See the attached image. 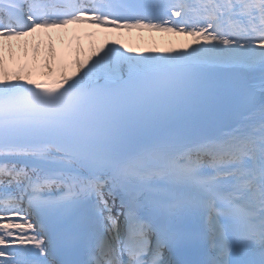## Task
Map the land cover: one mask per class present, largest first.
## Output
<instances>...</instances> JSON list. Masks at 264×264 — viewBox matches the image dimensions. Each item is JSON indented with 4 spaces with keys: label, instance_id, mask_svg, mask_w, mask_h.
<instances>
[{
    "label": "snow or ice",
    "instance_id": "1",
    "mask_svg": "<svg viewBox=\"0 0 264 264\" xmlns=\"http://www.w3.org/2000/svg\"><path fill=\"white\" fill-rule=\"evenodd\" d=\"M0 264H264V0H0Z\"/></svg>",
    "mask_w": 264,
    "mask_h": 264
},
{
    "label": "bare ground",
    "instance_id": "2",
    "mask_svg": "<svg viewBox=\"0 0 264 264\" xmlns=\"http://www.w3.org/2000/svg\"><path fill=\"white\" fill-rule=\"evenodd\" d=\"M78 35L80 36V41L84 47H88L92 43V40L85 34L80 33ZM124 37L126 41L132 44L133 46L139 45L141 47H147L153 44H156L157 46H163L168 41L177 42L186 39L184 37L167 36L159 33H148V32H144V33L132 32L131 34L125 33ZM96 39L97 38H95V41Z\"/></svg>",
    "mask_w": 264,
    "mask_h": 264
}]
</instances>
